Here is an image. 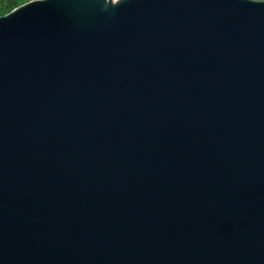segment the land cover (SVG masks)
<instances>
[{"label": "water", "instance_id": "1", "mask_svg": "<svg viewBox=\"0 0 264 264\" xmlns=\"http://www.w3.org/2000/svg\"><path fill=\"white\" fill-rule=\"evenodd\" d=\"M0 264H264V0L1 15Z\"/></svg>", "mask_w": 264, "mask_h": 264}, {"label": "trees", "instance_id": "2", "mask_svg": "<svg viewBox=\"0 0 264 264\" xmlns=\"http://www.w3.org/2000/svg\"><path fill=\"white\" fill-rule=\"evenodd\" d=\"M29 0H0V16Z\"/></svg>", "mask_w": 264, "mask_h": 264}]
</instances>
